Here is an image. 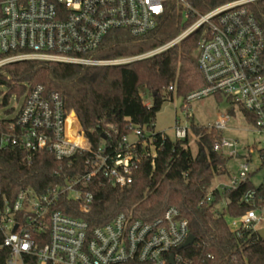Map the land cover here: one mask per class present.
I'll use <instances>...</instances> for the list:
<instances>
[{
	"label": "built area",
	"instance_id": "obj_1",
	"mask_svg": "<svg viewBox=\"0 0 264 264\" xmlns=\"http://www.w3.org/2000/svg\"><path fill=\"white\" fill-rule=\"evenodd\" d=\"M258 3L264 7V0H236L201 14L186 0H0V68L21 61L125 65L161 54L204 29L198 63L205 86L191 93L188 102L210 96L225 99L248 114L252 122L245 117L246 121L264 135V31L249 9ZM171 4L181 9L186 22L194 23L170 43L133 58L89 57L112 31L125 30L134 37L153 31ZM17 103L10 114L0 116L9 121L1 143L18 150L27 165L41 151L57 161L83 152L89 156L83 170L41 193L27 188L11 200L0 185V264H195L182 255L191 234L188 221L176 207L151 222L119 214L95 228L61 210L69 200L78 205L80 213H89L95 186H130L140 161L156 157L152 133L136 128L133 134L137 140L130 142L124 137L116 152L103 147L94 151L76 113L66 110L58 93L37 85L17 97ZM72 115L77 121L76 135L85 141L84 146L68 136ZM230 118L221 115L212 128L222 132ZM174 131L176 140L181 141L190 130L177 121ZM235 147L223 138L214 150L235 156ZM248 177L244 165L239 177L217 189L236 188ZM211 199L210 194L207 201ZM249 199L254 201V195ZM227 217L233 220L228 225L238 238L264 229L263 207L238 218Z\"/></svg>",
	"mask_w": 264,
	"mask_h": 264
},
{
	"label": "trees",
	"instance_id": "obj_2",
	"mask_svg": "<svg viewBox=\"0 0 264 264\" xmlns=\"http://www.w3.org/2000/svg\"><path fill=\"white\" fill-rule=\"evenodd\" d=\"M186 1L197 12L205 14L236 0ZM249 9L264 31L262 4L251 5ZM193 23L194 20L184 21L181 9L171 4L153 31L139 37L125 30L112 31L89 57L117 60L141 56L170 43ZM203 33L204 29L197 30L161 54L125 65L87 67L42 61L8 64L0 68V89L7 92L3 94L0 90V98L3 97L0 111L8 106L14 94L20 98L29 88L41 85L58 93L66 110L76 113L94 151L103 147L114 153L124 137L131 136L136 128H144L152 133L156 157H144L140 161L130 186L124 189L95 186L89 213H80L78 205L69 200L61 210L95 228L111 222L119 214L151 222L162 217L168 208L176 207L188 221L190 234L195 238L193 245L182 251L184 258L195 264H264V239L252 231L236 237L226 219L264 208V182L255 186L249 174L236 188H213L218 178L229 174L231 157L214 150L224 138L221 131L192 125L186 140L174 141L155 130L156 117L165 102L173 100L174 95L185 100L190 93L205 86L198 63ZM146 96L152 100L149 106L144 102ZM244 116L252 122L245 112ZM76 123L72 115L68 136L86 145L76 135ZM8 124V120L0 118V185L9 199L27 188L44 192L83 170L89 156L85 152L57 161L49 152L41 151L27 165L18 150L2 146L1 138ZM194 137L199 146L197 154L191 149ZM259 156L264 167V149L259 151ZM210 194L212 199L208 202ZM250 194L254 195V201L249 199Z\"/></svg>",
	"mask_w": 264,
	"mask_h": 264
},
{
	"label": "rangeland",
	"instance_id": "obj_3",
	"mask_svg": "<svg viewBox=\"0 0 264 264\" xmlns=\"http://www.w3.org/2000/svg\"><path fill=\"white\" fill-rule=\"evenodd\" d=\"M183 19L185 21V18ZM0 90L3 94L7 93L4 88ZM187 97L184 100L174 95L173 100L165 102L162 110L156 117L155 130L176 141L174 127L177 121L181 125H186L190 130L189 133H191L192 125L199 128L211 129L221 115H230L231 118L228 121V127L223 130L222 133L224 139L236 144L235 148L239 157L237 155L231 156L228 152L224 153L225 156L231 157L228 163L229 174L217 180L218 182L223 181L224 183L230 182L232 179L239 177L241 174V167L247 165V174H252V183L255 186L262 184L264 182V167H262L259 151L264 149V135L256 133L252 126L246 121L244 113L240 109L233 107L225 99L210 96L188 102ZM2 100L3 97L0 98V103ZM144 102L145 104H151L152 100L149 96H146L144 97ZM18 105L17 95L14 94L9 99L8 106L0 111V116L4 117V113L12 111L11 109L18 107ZM232 110L235 111L236 116L231 115ZM136 140L137 137L134 134L129 136L130 142ZM196 141L195 137L192 138L191 149L194 154H197L199 150ZM218 182H215L213 188H215ZM226 219L228 223L233 221L228 217Z\"/></svg>",
	"mask_w": 264,
	"mask_h": 264
},
{
	"label": "water",
	"instance_id": "obj_4",
	"mask_svg": "<svg viewBox=\"0 0 264 264\" xmlns=\"http://www.w3.org/2000/svg\"><path fill=\"white\" fill-rule=\"evenodd\" d=\"M231 115H232V116L235 115V113H234L233 110L231 111ZM238 157H239V156H238ZM203 159H204V158L202 157V161H203ZM258 234H259V236H260L262 239H264V229H263V230H260V231L258 232ZM194 242H195V238H194L193 236H189L187 242H186L185 245H184V248L193 245Z\"/></svg>",
	"mask_w": 264,
	"mask_h": 264
},
{
	"label": "crops",
	"instance_id": "obj_5",
	"mask_svg": "<svg viewBox=\"0 0 264 264\" xmlns=\"http://www.w3.org/2000/svg\"><path fill=\"white\" fill-rule=\"evenodd\" d=\"M148 106L150 105V104H147ZM157 132V131H156ZM215 182H218V180H216ZM226 183V182H225ZM221 184H224V182L222 181V182H218V183H216V186H215V188H217L219 185H221Z\"/></svg>",
	"mask_w": 264,
	"mask_h": 264
},
{
	"label": "bare ground",
	"instance_id": "obj_6",
	"mask_svg": "<svg viewBox=\"0 0 264 264\" xmlns=\"http://www.w3.org/2000/svg\"><path fill=\"white\" fill-rule=\"evenodd\" d=\"M69 138L72 140V138L69 136ZM72 141H74V140H72ZM74 142H76L77 144H79V145H83L81 142H79V141H74ZM84 146V145H83Z\"/></svg>",
	"mask_w": 264,
	"mask_h": 264
}]
</instances>
